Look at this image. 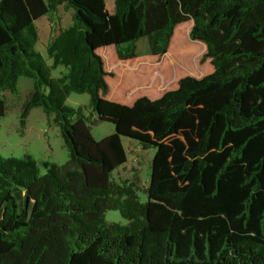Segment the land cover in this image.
Returning <instances> with one entry per match:
<instances>
[{
    "label": "trees",
    "instance_id": "obj_1",
    "mask_svg": "<svg viewBox=\"0 0 264 264\" xmlns=\"http://www.w3.org/2000/svg\"><path fill=\"white\" fill-rule=\"evenodd\" d=\"M60 5L73 23L51 35L50 64L36 20L55 24ZM168 59L174 84L143 88L144 66ZM23 76L21 126L42 107L69 159L0 155V264H264V0H0V91ZM98 121L115 131L95 138ZM123 136L156 148L146 201L113 177Z\"/></svg>",
    "mask_w": 264,
    "mask_h": 264
},
{
    "label": "rangeland",
    "instance_id": "obj_2",
    "mask_svg": "<svg viewBox=\"0 0 264 264\" xmlns=\"http://www.w3.org/2000/svg\"><path fill=\"white\" fill-rule=\"evenodd\" d=\"M73 14V8L66 9L63 5H60L58 11L54 14L55 24L50 21L49 15H43L36 20L40 35L36 48L43 53L50 64L53 61L48 56L47 45L51 35L55 32L59 21L62 26L71 25L73 23ZM179 35L180 37H185V31H179ZM137 51L140 55H146L149 51V43L146 37H142L137 41ZM111 54L112 50H107L106 59L109 60ZM170 59L164 60L159 68H155L154 63L144 66L145 73L150 74V79L143 88L148 87L145 89H156L160 92L174 84L177 76L172 64H176V62L173 61L172 63ZM155 63L157 64V62ZM64 71L65 67L59 65L53 69V74L60 75ZM30 82H32L31 78L23 76L19 80L18 93L13 95L9 91L0 92L7 101L6 114L0 116V155L21 157L25 153H31L40 162L49 160L63 164L69 159L68 149L64 144L59 125L54 121L53 117H47L42 107L33 108L27 118L25 127L21 126L22 104L30 91ZM111 83L113 85L112 81ZM122 86L124 87V84ZM67 103L72 106L83 105L86 114H90L92 120L96 118L90 108V94L88 92H72L67 99ZM90 126L94 137L97 139H101L115 131V125L109 121L90 122ZM123 144L128 159L123 165L113 171V177L118 181L123 179L134 180L138 184L137 192L140 199L146 201L147 193L144 188L149 183L151 164L156 148H144L137 140L126 136H123ZM41 172H45V168L42 165ZM106 217L109 221L126 222L118 209L108 210Z\"/></svg>",
    "mask_w": 264,
    "mask_h": 264
},
{
    "label": "crops",
    "instance_id": "obj_3",
    "mask_svg": "<svg viewBox=\"0 0 264 264\" xmlns=\"http://www.w3.org/2000/svg\"><path fill=\"white\" fill-rule=\"evenodd\" d=\"M32 86H33V81L32 82H30V90H31V88H32ZM8 91V90H7ZM1 93L2 92H4V91H0ZM10 92V91H9ZM30 92V91H29ZM11 93V92H10ZM12 94V93H11ZM3 95V94H2ZM14 95V94H13ZM4 96V95H3ZM5 97V96H4ZM31 113V112H30Z\"/></svg>",
    "mask_w": 264,
    "mask_h": 264
}]
</instances>
